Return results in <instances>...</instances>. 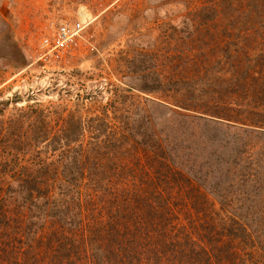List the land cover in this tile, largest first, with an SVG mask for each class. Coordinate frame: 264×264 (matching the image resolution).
<instances>
[{"label":"trees","instance_id":"16d2710c","mask_svg":"<svg viewBox=\"0 0 264 264\" xmlns=\"http://www.w3.org/2000/svg\"><path fill=\"white\" fill-rule=\"evenodd\" d=\"M195 3L166 0L185 14L176 25L164 23L160 35L175 40L177 64L187 72L169 89L199 100L210 93L199 76L221 77L214 79L212 100L229 87L243 98L256 93L243 112L263 106L264 0ZM218 16L231 19L223 27ZM199 35H211L217 45ZM125 102L113 119L102 115L85 126L68 115L57 130H45L46 119L36 108L6 120L0 108V264L240 263L234 245L223 247V237L204 239L206 227L200 225L199 233L181 223L171 191L183 186V176L169 164L150 118L135 119ZM223 112L210 115L229 114ZM263 123L255 129L264 130ZM227 235L237 237L232 229Z\"/></svg>","mask_w":264,"mask_h":264},{"label":"rangeland","instance_id":"374dc122","mask_svg":"<svg viewBox=\"0 0 264 264\" xmlns=\"http://www.w3.org/2000/svg\"><path fill=\"white\" fill-rule=\"evenodd\" d=\"M194 1L201 6L210 0ZM184 14L166 0H0L2 118L36 108L46 119L45 130L56 129L68 115L86 126L102 115L113 119L126 100L135 119L150 118L169 164L183 176V186L171 191L181 223L199 233L206 227L204 239L223 237V247L238 250L239 264H264V130L254 127L264 119V103L243 112L256 93L243 98L229 87L212 100L214 79L221 77L207 81L203 74V90L210 92L203 99L191 101L184 90L169 89L187 72L177 64V43L160 35L161 26L176 25ZM83 19L85 28L69 55L41 58L47 29ZM228 19L218 16L219 25L225 27ZM199 37L215 44L211 35ZM166 54L174 60L166 61ZM144 84L162 88L145 92ZM112 105L116 110L108 108ZM225 109L226 117L210 115ZM230 229L237 237L223 236Z\"/></svg>","mask_w":264,"mask_h":264},{"label":"built area","instance_id":"2783aa9c","mask_svg":"<svg viewBox=\"0 0 264 264\" xmlns=\"http://www.w3.org/2000/svg\"><path fill=\"white\" fill-rule=\"evenodd\" d=\"M85 25L86 21L83 19L72 23L64 22L47 29L41 38V58L45 61L64 59L78 45Z\"/></svg>","mask_w":264,"mask_h":264},{"label":"bare ground","instance_id":"6f19581e","mask_svg":"<svg viewBox=\"0 0 264 264\" xmlns=\"http://www.w3.org/2000/svg\"><path fill=\"white\" fill-rule=\"evenodd\" d=\"M84 13V12H83Z\"/></svg>","mask_w":264,"mask_h":264}]
</instances>
